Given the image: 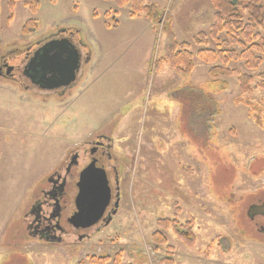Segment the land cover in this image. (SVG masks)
<instances>
[{"label":"rangeland","instance_id":"374dc122","mask_svg":"<svg viewBox=\"0 0 264 264\" xmlns=\"http://www.w3.org/2000/svg\"><path fill=\"white\" fill-rule=\"evenodd\" d=\"M24 1L10 8L0 0V55L59 27L72 32L87 61L71 96L58 102L0 78V264H94L92 256L118 253L119 264H168L166 257L264 264V209L249 212L264 197V89L241 94L236 77L209 75L212 64L195 56L201 45L191 46L190 73L154 65L167 25L179 42L209 31L210 0H148L160 12L155 24L129 17L130 5L113 0H36L35 11ZM31 19L38 30L25 34ZM232 65L255 74L242 61ZM239 99L261 108V125ZM114 113L122 121L111 130L114 144L133 165L123 168L124 185L130 181L113 223L77 254L25 238L19 219L27 192L66 148L106 131ZM167 217L194 219V246L171 230L164 234L172 254L150 240L156 220Z\"/></svg>","mask_w":264,"mask_h":264},{"label":"flooded vegetation","instance_id":"af4514ba","mask_svg":"<svg viewBox=\"0 0 264 264\" xmlns=\"http://www.w3.org/2000/svg\"><path fill=\"white\" fill-rule=\"evenodd\" d=\"M61 38H67L79 51V69L76 75H80L87 61L86 54L83 55L79 43L74 42L71 31L56 27L46 36L28 42L21 50L13 49L0 55V78L3 77L10 84L20 87L34 97L43 96L45 101L58 102L71 96L73 83L54 89L45 88V84H48L46 77L49 76L48 69L44 71L46 65L49 66L47 59L41 61L39 57L35 64L39 63L36 74L31 67L24 68L45 43ZM7 60L12 65L9 66ZM111 130L108 125L106 131H100L93 137L66 148L63 155L42 174L41 180L38 179L41 182L36 181L34 186L30 187L31 194L29 190L27 199L20 208L22 214L19 224H23L25 238L33 240L36 245H45V248L55 247L77 254L82 251L83 246L101 235L113 223L123 206L124 188L128 187L130 181L124 185L122 171L123 168H132L133 159L128 163L129 160L120 152L123 146L114 144ZM98 154L102 157L108 180L109 200L94 224L86 228L76 227L69 222V218L76 212L74 202L78 193L77 182L81 172ZM258 200V203L250 205V213L251 210L256 214L264 209V197H259ZM262 230L264 231V227Z\"/></svg>","mask_w":264,"mask_h":264},{"label":"trees","instance_id":"16d2710c","mask_svg":"<svg viewBox=\"0 0 264 264\" xmlns=\"http://www.w3.org/2000/svg\"><path fill=\"white\" fill-rule=\"evenodd\" d=\"M17 0H9L10 8ZM119 6L130 5L129 17L136 18L140 15L148 18L152 24L160 19V12L156 4L148 0H113ZM215 9L214 21L208 32H199L189 41H177L172 28L167 25L164 30L165 45L161 59L155 61L154 65L161 66L168 64L178 73H190L194 67L192 44L201 45L195 56L200 60L212 64L209 68V75L214 77H236L240 93L245 94L261 88L264 89V0H210ZM24 5L32 11L38 8L36 0H26ZM38 30L35 19L28 20L22 27L25 34ZM224 35V36H223ZM212 43V47H208ZM243 62L244 68L248 71L242 72L232 64ZM262 67V68H261ZM261 71V72H259ZM256 72H259L256 74ZM256 79L260 81L257 83ZM241 100V101H240ZM245 106L256 124L261 125L259 118L260 107L252 105L248 99H239L237 103ZM257 112V113H256ZM177 216V211H176ZM156 230L151 234L150 240L159 246H166L168 254L173 253V246L169 245L165 231L172 233L188 246H194L197 239L194 229V219L189 218L181 223L177 217L158 218L155 222ZM121 253L115 254L114 258L107 254L92 256L94 264H119ZM113 258V259H112ZM164 262L172 264V258L166 257Z\"/></svg>","mask_w":264,"mask_h":264},{"label":"water","instance_id":"95a60500","mask_svg":"<svg viewBox=\"0 0 264 264\" xmlns=\"http://www.w3.org/2000/svg\"><path fill=\"white\" fill-rule=\"evenodd\" d=\"M235 3L236 0H233ZM39 55V56H38ZM47 59L49 76L45 88L54 89L70 85L76 80V72L79 69V51L67 38L54 39L45 43L25 65L38 73L39 61ZM44 75V74H43ZM78 193L75 198L76 212L69 218V222L76 227L86 228L97 221L102 213L104 205L109 200L108 180L102 165V157L98 154L93 157L89 165L81 172L77 182Z\"/></svg>","mask_w":264,"mask_h":264},{"label":"crops","instance_id":"0c3cea01","mask_svg":"<svg viewBox=\"0 0 264 264\" xmlns=\"http://www.w3.org/2000/svg\"><path fill=\"white\" fill-rule=\"evenodd\" d=\"M89 61H90V54H89ZM116 113H118V112H116ZM116 113H114L110 118H107V120L104 122V123L108 122L107 124L109 126H111V129L113 128V130H117L119 128L121 122H122V121H118V120L117 121L112 120ZM122 117H124V115H122Z\"/></svg>","mask_w":264,"mask_h":264}]
</instances>
